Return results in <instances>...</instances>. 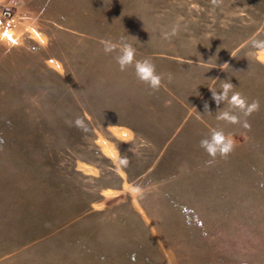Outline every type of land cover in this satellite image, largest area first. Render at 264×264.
<instances>
[{"label":"rangeland","instance_id":"374dc122","mask_svg":"<svg viewBox=\"0 0 264 264\" xmlns=\"http://www.w3.org/2000/svg\"><path fill=\"white\" fill-rule=\"evenodd\" d=\"M121 37L158 91L103 52ZM253 38L264 0H0V264H264ZM226 80L260 103L250 129L216 119ZM212 128L236 147L208 166Z\"/></svg>","mask_w":264,"mask_h":264},{"label":"clouds","instance_id":"9594fccd","mask_svg":"<svg viewBox=\"0 0 264 264\" xmlns=\"http://www.w3.org/2000/svg\"><path fill=\"white\" fill-rule=\"evenodd\" d=\"M215 5L218 0H212ZM173 35L175 30H173ZM253 47L264 52V40H257L253 38L250 41ZM99 43L102 45V50L106 55L115 53L114 60L121 72L127 71L129 68L134 70L136 79L146 85L152 91H158L162 87L163 75L157 72L155 64L151 58L145 57L137 59V49L127 42L125 37H121L118 41L110 39H100ZM232 55V54H231ZM192 63L191 60L188 61ZM229 67L228 63L220 65V68L225 71ZM169 82L172 79V74L167 75ZM235 86L229 80L223 81L221 90L219 92L210 88L212 93V100L217 107L221 104H227V110H218L216 119L223 121L227 125H241L245 129H250L251 125L248 122L254 112L259 111L260 103L258 100L251 102L239 91L235 90ZM204 113L211 114L209 104L204 103ZM75 125L86 130L84 122L77 118ZM199 147L210 157L205 163L211 166L217 158L227 159L228 156L235 150L236 140L230 133H226L223 128H212L209 134L199 141ZM127 159H123L122 163L127 164Z\"/></svg>","mask_w":264,"mask_h":264},{"label":"built area","instance_id":"2783aa9c","mask_svg":"<svg viewBox=\"0 0 264 264\" xmlns=\"http://www.w3.org/2000/svg\"><path fill=\"white\" fill-rule=\"evenodd\" d=\"M13 7L12 6H10V5H8V6H6L4 9H3V16L5 17V23L7 22V24H9L10 25V21H11V19L13 18Z\"/></svg>","mask_w":264,"mask_h":264},{"label":"crops","instance_id":"0c3cea01","mask_svg":"<svg viewBox=\"0 0 264 264\" xmlns=\"http://www.w3.org/2000/svg\"><path fill=\"white\" fill-rule=\"evenodd\" d=\"M11 1V0H10ZM17 16L14 17V20L16 19Z\"/></svg>","mask_w":264,"mask_h":264}]
</instances>
